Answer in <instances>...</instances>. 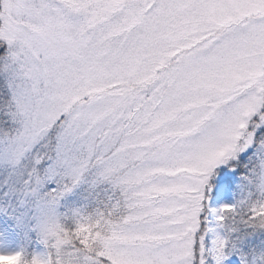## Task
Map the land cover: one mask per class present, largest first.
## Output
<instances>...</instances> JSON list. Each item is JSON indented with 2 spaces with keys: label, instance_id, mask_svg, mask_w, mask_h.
<instances>
[{
  "label": "snow or ice",
  "instance_id": "snow-or-ice-1",
  "mask_svg": "<svg viewBox=\"0 0 264 264\" xmlns=\"http://www.w3.org/2000/svg\"><path fill=\"white\" fill-rule=\"evenodd\" d=\"M0 264H264V0H0Z\"/></svg>",
  "mask_w": 264,
  "mask_h": 264
}]
</instances>
